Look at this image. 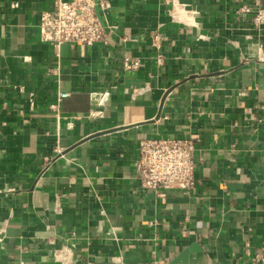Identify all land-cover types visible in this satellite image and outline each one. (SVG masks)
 Returning <instances> with one entry per match:
<instances>
[{"label": "crops", "instance_id": "0c3cea01", "mask_svg": "<svg viewBox=\"0 0 264 264\" xmlns=\"http://www.w3.org/2000/svg\"><path fill=\"white\" fill-rule=\"evenodd\" d=\"M55 1L0 0V264H264L253 0H107V42L60 48L39 33ZM192 134L194 189L143 190L140 142Z\"/></svg>", "mask_w": 264, "mask_h": 264}, {"label": "built area", "instance_id": "2783aa9c", "mask_svg": "<svg viewBox=\"0 0 264 264\" xmlns=\"http://www.w3.org/2000/svg\"><path fill=\"white\" fill-rule=\"evenodd\" d=\"M108 7L107 0H56L54 9L41 14L39 33L44 43L60 48L64 44L94 46L107 42V26L103 12ZM241 18H248L257 31L264 28V7L262 0L242 4L238 9ZM140 61L125 59L126 70H138ZM69 96L59 92L52 106L60 117L59 103ZM94 111L89 113L90 120L103 116V108L111 99L109 90L95 91L90 94ZM34 102L31 100V105ZM201 137L192 134L188 138H151L140 142L136 174L143 190L156 198L165 191L189 192L196 184L198 165V145Z\"/></svg>", "mask_w": 264, "mask_h": 264}]
</instances>
